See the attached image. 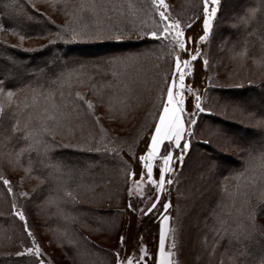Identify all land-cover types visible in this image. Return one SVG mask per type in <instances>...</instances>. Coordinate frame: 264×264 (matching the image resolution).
Returning <instances> with one entry per match:
<instances>
[{"label": "trees", "instance_id": "16d2710c", "mask_svg": "<svg viewBox=\"0 0 264 264\" xmlns=\"http://www.w3.org/2000/svg\"><path fill=\"white\" fill-rule=\"evenodd\" d=\"M71 3L76 6L74 16L70 19L69 24H59L33 8L26 0H0V17L5 27L24 37H47L44 44L31 50L8 44L0 37V87L16 92L23 107L21 110L23 116L29 117L31 115L30 117L34 119V113L29 114V111L34 106L42 104L50 94L57 93L59 96L55 97L56 104L59 105L55 113L57 117H67V114L84 117L87 113L84 109L85 98L79 93H67L72 78L82 74L91 75L93 77L91 84L96 85L103 94L121 98L119 104L115 105L119 108L132 101H138L144 96L150 97L160 88L164 80L168 81L173 76L171 73L173 72L175 52H177L178 46L169 41L167 37L165 38L166 35L164 37L149 35L154 32V29H159L162 32L164 27V21L160 17L156 2L153 0H73ZM251 7L256 9L254 15L249 11ZM202 10L201 0H191L190 17L181 20L176 17L187 27L185 30L190 27L193 29L185 32V47L190 50L189 53L194 52L191 51L190 47L192 45L197 47L199 36L202 35L203 19L201 18L204 17ZM236 13L239 14L235 20L237 26L230 28L224 22L219 23L221 33L224 31L226 36L232 37L233 40L231 41L234 48L244 50L264 65V2L262 0H242L236 9ZM222 16L224 21L228 22L229 17L223 13ZM75 27L82 29L76 30ZM99 31H111L120 34L135 33L142 35L143 38H129L122 41L120 39L108 41L99 38L92 43L84 38L83 40L71 38L73 34ZM216 35H218V31ZM190 36L193 42L190 41ZM206 42L203 44L208 45ZM93 44L105 46L94 52L72 48L73 46L83 47ZM126 45L130 46L126 47ZM207 45L203 47L204 49L198 45L206 55L201 53V56H197V60L193 61L190 75L185 79L192 89L196 88L193 90H198L197 95L202 96L200 104L205 111L200 113L196 110L197 119H206L209 123L215 119L221 121L223 124L235 128L233 131L227 132L228 134H235L236 130L237 132L240 131L243 138H246L245 140L248 142L246 143L241 138L242 136L237 134L231 136L235 142V148L239 151L238 160L231 162L233 158L217 147L214 148L209 140L198 139L194 130L191 134L194 140L192 147L198 149L193 150V152L191 150L186 154V161L189 159L192 164H189L188 170L183 169L180 172V174L184 173L182 180L179 179V181L176 178L178 182L175 184L173 194H171L173 197H171L177 204L176 197L182 188L187 186L189 192L191 191L188 195L191 205L189 214L194 215L196 212V215L201 218H199L200 222L192 225V230L194 229L192 238L196 237V233L202 234L206 240L209 239V243L213 247L218 245L227 250V255L231 257V264H264V254L261 255L260 253L264 248V233L260 229L249 224L247 220L243 219L244 217H237V220L233 219L230 215L231 212L223 213L220 215L221 217L217 216L215 219L211 214L216 201L213 199L214 201L211 202L213 205L207 203L206 206H203V203L198 202L192 195L197 193V190H201L197 197L209 198L210 194L215 193L218 199L225 200V196H221L216 189L218 185L214 175L209 168L204 167L206 166L205 163L213 164V162L217 166L224 165L220 175L230 186L229 190L236 182L257 185L261 190H264V137L260 142H254L250 138L254 131L262 133L264 136V104L262 103V107H254L250 112L249 109L245 108L247 105L253 107L249 101L247 102L248 93H252L256 97L258 90L264 91V79L244 85L216 88V84L208 76V64L209 59L216 60L221 53L216 49L217 44L214 43L213 46L209 44L208 49L205 50ZM55 54L57 55L55 56ZM121 55L131 56L132 59L126 63H114V58ZM181 56H185L184 50ZM9 58L20 61L23 71L19 72V78L16 76L17 66H12ZM205 61L208 64L204 63ZM213 91L215 93L212 96L211 92ZM226 92L232 97L225 95ZM233 98L240 101L236 102ZM190 100L192 103V99ZM227 101L233 104L246 103L242 107V111L246 112L243 117H246L248 121H254L258 118L262 119L263 122L258 123L255 128L234 119L220 117L216 111L207 108L209 103L220 107L221 104H228ZM227 110V114L232 112L231 108ZM12 123V120L6 121L0 126V133L5 138H9V142H6L7 148L19 151L22 162L33 174L44 178L48 191L62 198L64 204L72 210L71 215L80 216L81 219L90 224L89 229L91 231L97 232L102 229L114 228L119 222V215L121 214L123 216V220L120 221L123 224L122 230L128 234L132 232L135 215L138 213L134 207L132 210L126 207L128 198L126 197V186L123 179L127 173L123 171V165L127 163V167L131 168L133 174L135 173V156L142 155L139 149L147 137L140 138L132 151L124 148L119 153L117 150L98 147L97 145H87L80 149L74 145H60L58 140L51 138L50 134L36 131L38 129L33 131L32 124L28 125L23 121L12 132ZM211 125L216 126L215 123H211ZM144 127L143 125L139 132L146 131ZM200 129L204 130V133L213 134L209 127H201ZM149 131L151 129L147 133ZM210 151L212 153L216 151V154L213 153L216 158ZM75 155L85 158V164L76 163L74 161ZM129 157L133 158L130 159ZM193 177L195 180L192 182ZM3 181L4 178L0 175V231H6L0 233V244L3 243V239L7 240L6 236H9L7 241L10 245L6 248L10 249V253L0 254V264H40L41 255L34 250L29 252L28 248L32 247L33 241H36L40 248L44 247L38 232L35 230L36 225L34 223V219L46 218L43 215H38L35 207L37 203H42L44 200V188L41 186L38 194L30 195L27 198L21 199L16 196L18 204L14 201L9 203V195L13 200V194L8 191L11 187L4 184ZM181 184L183 185L181 186ZM98 186L111 188L113 194H109V199L118 200L117 207L94 206L84 202L90 197L87 195L88 189ZM77 190L81 191L76 194ZM195 207L196 210H194ZM17 208L24 210L27 216L26 222H22L16 215ZM43 210L48 216L44 226H50L52 224L51 219L54 217L50 212L51 209L49 207L47 210ZM66 213L63 214L65 216L63 223L71 233L75 234L65 239L66 242L70 241L69 243H71L68 245L69 247L67 246L70 255L77 261L105 264L101 261L105 260V257L100 254L95 245L101 248L104 246L102 247L88 234L83 233L79 221L74 220ZM7 225L9 228L6 227ZM99 227L101 230L96 229ZM126 230L127 232H125ZM29 232L32 233L31 236L28 235ZM106 250H109L107 255L112 256L114 249ZM260 255L263 256V259ZM194 260L195 257L193 256L192 262Z\"/></svg>", "mask_w": 264, "mask_h": 264}, {"label": "rangeland", "instance_id": "374dc122", "mask_svg": "<svg viewBox=\"0 0 264 264\" xmlns=\"http://www.w3.org/2000/svg\"><path fill=\"white\" fill-rule=\"evenodd\" d=\"M72 1L73 0H26V2H28L33 8L47 15L51 21L59 24H69L70 19L74 16L76 6L72 5ZM153 1L156 2L160 12L163 11L165 15L170 17L169 21L167 22L169 31L161 32L159 29H154L155 27L149 28L154 29V32L157 34L156 36L164 37L166 35L165 38L167 37L169 41L175 43L174 32L176 29L173 26L174 22L180 21L181 19H188V17H190L191 0H164L165 7L160 6L159 0ZM241 1L242 0H219L218 3L212 4L211 0H209V8L210 10L215 8L216 15L212 18L211 27L208 29L207 35H205L203 31L202 22V35L200 36H204V39L201 40L199 38L197 47H193V45L190 47L191 51L194 52L189 53L190 50L186 49L185 47L189 54L181 56L183 50L179 49V47L176 48L177 52H175V58L179 56L182 60H188V65L186 67L182 65V70L186 71V77L192 71V57H197L198 55L201 56V53L206 55L204 51L202 52L200 47L205 41H207L206 43H208V45L206 44L207 47L205 50L208 49L209 44H211L210 46H213L215 43L217 44L216 49L221 53V55L216 60L209 59V64L207 62L208 76L212 78V82L216 84V88L222 86L227 87L232 85H244L250 82H257L256 80L264 79V65L262 62L251 57L249 53L244 52V50L234 48L231 41L233 40L232 37L226 36L223 33L224 31L221 33L219 27V23L222 22L226 23L230 28L237 26L235 20L239 14L237 15L236 9ZM262 1L264 2V0ZM203 3L204 0H201L202 8ZM250 9L255 8L251 7ZM222 13L229 17L227 19L228 22L224 21ZM176 17H178L180 20ZM204 18L206 19L207 17ZM75 28L76 30L80 29L78 27ZM180 28L185 30L187 27H185V25L180 22ZM217 31L218 35H216ZM81 33L83 34H75L76 37L80 38V40H83L84 38L87 41H90V43L99 38H104L108 41L119 39L122 41L124 39H137L140 37L143 38L142 35L139 34L136 35L135 33H124L121 35V38L117 39L116 36L120 35V33H114L111 31ZM149 35H151V33ZM0 37L8 44L16 45L19 46V48L29 50L37 49L39 45H42L45 43V41H47V37H24L23 35L13 32V30H10L5 27V25H3L1 17ZM21 37H23V39ZM185 37L186 36H182L181 39L185 41ZM189 39L191 42H193L191 36ZM198 45H200V47ZM206 45L203 44L202 48ZM127 46L130 45H126V47ZM56 55L57 54H55V56ZM9 62L12 66H17L18 72L16 73V76L19 78V72L23 71L20 61L16 60L15 58H9ZM171 74H173V76H171L170 80H164L160 88H158V90L155 91V93H153L150 97L144 96L138 101L135 100V102H127L128 104L122 108L115 106L119 104L118 102L121 101V98L107 96L99 91L96 85L93 83L91 84L93 81V77H91V75L82 74L79 77L75 76L68 85L67 93H79V95L85 98L86 104L84 109L87 113L84 117H75L73 114H67V117H57L55 114L57 111L56 109L59 106L56 104V98L59 97L57 93L50 94L42 104H39V106H34V108L29 111V114L34 113V119L30 117L31 115L29 117L27 115L23 116L21 114L23 107L20 104V100L19 97H17L16 92L11 89L0 87V126L6 121L9 122L12 120L13 123L11 131L13 132L15 127H17L20 122L23 121L28 125L32 124L33 131L38 129L36 131L50 134L52 136L51 138L58 140L60 145H74L80 147V149L87 145H97L98 147L102 146L112 150H117L119 153L121 152L120 150L124 148L132 151L140 138L144 139L147 137L148 143H151L150 138L155 134V126L159 124L160 117L164 115L163 107L167 102V88L171 85L174 78V67ZM176 84L177 89H174V92H176L178 96V78H176ZM193 89L185 81V104L183 105L185 133L183 140L189 144V148L180 150L183 159L180 160L179 163L176 162L177 150H173V170L171 174H166V183L163 192H160L158 187L153 186L146 177L143 179H135V182L133 183L134 174L131 168L127 167V163L123 165V171H126L127 173L126 177L123 179V183L126 186V197L128 198L127 202L131 203L138 213L135 215V223L132 225V232L129 234L124 233L122 230L123 224L120 221L123 220V216L121 214L119 215V222H117V225L114 228L112 227L109 230H101L99 227L96 229H99L102 232L91 231L89 229L90 224L87 221L81 219V217L78 215L77 217L71 215L72 210L69 209L66 204H64L62 198H60L58 195L55 196L48 191V187L44 178L33 174L29 170V168L22 162L17 149L9 150L7 148L6 142H9V138H5L4 135L0 133V175L4 178V180L9 181L7 185L11 187V192L13 194V200L9 195L10 199L8 202L10 203L11 201H14V203L18 204L16 196H19L21 199L27 198L30 197V195L33 196V194H38L40 192L39 189L41 186L44 188V200L42 203H37L35 207L37 209L38 215H43L46 218L41 217L39 219H34V223L36 225L35 230L38 232L44 247L40 248L36 241L35 243H32L31 247L34 249V252H36L35 249L37 247L39 248L40 253H42V255L40 254V261H43V264H90L89 262L87 263V261H77L70 255L68 251V245L71 243H69L70 241L66 242L65 239H67L68 236L72 237L75 234L71 233V231L65 227V224L63 223V220H65V216H63L64 212H67L68 215H70V217L74 220L79 221V225L81 226V231L83 233L88 234L96 242L102 245V247L104 246V248H101L95 245L100 254L105 257V260H101L105 264H114L115 260L122 259L125 256H127L128 259H132L134 261L137 259L143 260V264H151L153 261V256H155V264L157 259L158 264H160L161 260L166 261L165 256L163 255H161V257H157V253L161 252L163 254V249L168 254H170L169 257L171 264H228L229 262V264H231V257L227 255V250L219 247L218 245L213 247L209 243V239L206 240L202 234L196 233V237L192 238L194 235V229L192 230V225H194V223L200 222L201 218L196 215V212H194V215L191 213L189 214V208L191 205L189 204L188 195L191 191L189 192V189L186 188L187 186L178 192V196L176 197L177 204L174 202L172 198L173 196L171 195L173 194L175 184L178 182V180H182L184 178L182 176L184 173L180 174V172L183 169L188 170L189 164H192L189 159V162L186 161V154L191 152V150L193 152V150L198 149L192 147L194 140L192 139L191 134L194 130L195 133H197L198 139L209 140L214 148L217 147L220 151L233 158V161L231 162H235L239 158V151L237 148H235V142L231 136H234L235 134L242 136V132H237L236 130L235 134H228L227 132L230 130L233 131L235 128L229 127L223 124L221 121H216V119L210 123L207 122L206 119H197V111L195 109L196 99L195 101L193 100L197 96L198 90ZM210 89L212 90V88ZM211 93L213 96L215 91ZM256 94L257 96L254 97L252 93H248L249 96L246 98L247 102L249 101L253 107H248V105L246 107V103L242 102L233 104L227 101L228 104H221L222 106L219 105L220 107L214 104L210 105L209 103L207 108L216 111L220 117L234 119L244 123V125L253 126L256 128L258 123L263 122V120L257 118L254 121H248L246 117H243L246 112L242 111L243 106L249 109V112L253 110L254 107L263 106L264 91L258 90ZM225 95L232 97V95L227 92ZM190 96L192 98H189ZM198 96L200 97L201 101L202 96L200 94H198ZM188 98L192 99V103ZM235 101L239 102L240 100L235 99ZM169 107L171 108L173 106L169 105ZM230 108L232 112L227 114V109ZM249 116L252 115L249 114ZM188 117H191L195 120L197 119V123L195 125L189 124ZM211 123H215L216 126L214 127L211 125ZM143 125L145 126L144 128H146V131L144 130V132H139V130L143 128ZM201 127H209L213 134L204 133V130L200 129ZM149 129H151V131H149L148 134L147 131ZM215 136H217L216 139ZM263 137L264 136L262 133L254 131L251 133L250 138L254 142H260L263 140ZM241 138H243V136ZM245 139L243 138V140ZM245 141L246 143L248 142L247 140ZM213 153L216 154V151H213ZM213 153L211 152V154L215 157V154ZM146 154V151L142 152V155ZM74 161L76 163L85 164V158L80 155H75ZM205 165L206 166L204 167H206V169L209 168L212 172V175H214L215 178H213L216 180L218 185L216 189L221 196H225V200L218 199L216 196L217 194L215 193L212 195L210 194L209 198L197 197L201 190H197V193L194 194L191 193L194 195V199L203 203V206H206L207 203L210 204L215 200L216 203L214 204V210L211 214L215 217V219L217 216H220L223 213L226 214L227 212H231L230 215H232L233 219L237 220V217H244L243 219L247 220L249 224L257 227V229H260L264 233V190H261V188L257 185L248 184L246 182H236L229 190L230 186H228V183L225 181L223 176L220 175L224 165L217 166L214 162L213 164L205 163ZM186 177L189 178L188 176ZM168 180H171L172 183L168 184ZM193 180H195L194 177L192 182ZM182 185L183 184H181V186ZM88 190L89 191H87V195H90V197H88L89 199L84 202L94 206H108L110 208H115L118 206V200L113 201L111 198L109 199V194H113L111 192V188L98 186L89 188ZM79 191L81 190H77L76 194H78ZM158 192L159 200L169 203V208L166 212L161 208V204L159 202L157 203V209L160 210V213H163V215H167L169 217L166 221L163 219V215L159 213L154 215L153 213L147 212V208L157 199ZM21 193H26L27 195L24 196L21 195ZM129 193H131V195H129ZM165 197L167 198L166 200ZM211 204L213 205V203ZM53 205L54 207L52 208ZM137 205H139L138 209L136 207ZM49 207L51 209L50 212L52 213V216L55 218L52 217V224L50 226H44L46 225L45 223H47L48 216L43 209L47 210ZM17 210L18 212L23 213L25 218H27L24 210L19 208H17ZM194 210H196V207ZM233 219L231 218V221H233ZM6 227L9 228L8 225ZM161 231H163L164 235L163 249L159 248V236ZM2 232L4 233L6 231L1 230L0 233ZM125 232H127V230ZM129 236H131L130 239ZM117 237L124 238V240L128 241V244H118ZM6 238L8 240L10 237L6 236ZM7 240L3 239V243L0 244V254L10 253V249L6 248V246L9 247L10 245ZM32 240H34V238H32ZM106 249H114L112 256L107 255L109 250ZM121 249H123V251ZM117 253L119 254L118 256L116 255ZM260 253L261 255L264 254V248H262V252ZM145 256H147L146 260L144 259ZM193 256L195 257V260L192 262ZM261 259H263V256H261ZM216 261H218V263H216ZM167 262L169 264V261Z\"/></svg>", "mask_w": 264, "mask_h": 264}, {"label": "snow or ice", "instance_id": "6c2138e0", "mask_svg": "<svg viewBox=\"0 0 264 264\" xmlns=\"http://www.w3.org/2000/svg\"><path fill=\"white\" fill-rule=\"evenodd\" d=\"M219 0H211L212 4L218 3ZM159 4L161 7H165L164 0H159ZM253 15L256 12V9H250L249 10ZM203 13L204 17H207L206 19L202 17L203 19V31L205 35H207L208 29L211 27V21L212 18L216 15V9L212 8L210 10L209 8V0H204L203 3ZM160 17L165 22V27L162 29L164 32L169 31L168 21L170 17L165 15L163 11L160 12ZM176 29L174 32V38L175 43L179 47V49L184 50V55H188L189 53L185 49V41L181 39L182 36H185L186 31H192L193 29L190 27L187 30H183L180 28V21H175L173 25ZM121 35H117L116 38H121ZM156 32H152L151 36L156 37ZM23 39V37H21ZM72 39H76V35L73 34ZM201 40L204 39V36L199 37ZM132 59L131 56H117L114 58V63L120 64V63H126L128 60ZM193 61L197 60L196 56L192 57ZM204 63H207L206 61ZM182 65L187 66L188 60H182L179 56L175 58L174 62V78L172 80V83L167 88V102L163 107L164 115L160 117V122L158 125L155 126V134L151 136V143H148V140L145 139L143 143V147L139 149L140 152L146 151V155H136L134 163L136 165V170L134 173V180L135 179H143L147 178L148 181L153 185L159 188L160 192H163L164 186L166 183V174H171L173 170V150L176 151V162L179 163L180 160L183 159V156L181 155L182 149H188L189 144L183 140L184 133H185V118L183 116L184 113V107L185 99H184V90H185V79H186V71L182 70ZM190 75V74H188ZM176 78L179 80V86H178V92L179 95L177 96V93L174 92V89H177L176 84ZM196 104L195 109L203 113L205 111L204 108L201 107L200 104V97L197 95L195 97ZM190 100V99H189ZM169 105H172L173 107H169ZM188 122L191 125H195L197 122L195 119H192L191 117H188ZM167 142V143H165ZM163 146V147H162ZM132 159L133 157H129ZM142 162V163H141ZM155 173V177H154ZM4 184H8L9 181L4 180ZM168 184H171L172 181L168 180ZM8 191H11V188L8 189ZM21 195L26 196V193H21ZM131 195V193H129ZM167 198L165 197V200ZM142 202V201H141ZM161 204V208L166 212L169 208V203L163 202L159 200V192L157 193V199L147 208L148 213H153L154 215L159 213L163 215V213H160V210L157 209V203ZM129 210L133 209V205L131 203H128L126 205ZM137 209L139 208V205L136 206ZM155 210V213H154ZM16 215L19 217V219L22 222H26L25 215L21 212H17ZM167 215H163V219L166 221L168 220ZM29 236L32 235L31 232L28 233ZM118 244H124L127 245L128 241L124 240L122 237H117ZM35 243V241H33ZM159 245L160 248L163 249L164 246V235L163 231H161L159 236ZM34 249L29 248L28 251L32 252ZM123 251V249H121ZM37 254H41L39 251V248L37 247L35 249ZM155 251V250H154ZM119 255L118 253L116 254ZM170 255V254H169ZM144 259H147V256L144 257ZM40 264H43V261H40ZM114 264H143V260H132L128 259L127 256L123 257L122 259H118L114 261ZM151 264H155V256H153V261ZM160 264H168L167 261L161 260Z\"/></svg>", "mask_w": 264, "mask_h": 264}, {"label": "bare ground", "instance_id": "6f19581e", "mask_svg": "<svg viewBox=\"0 0 264 264\" xmlns=\"http://www.w3.org/2000/svg\"><path fill=\"white\" fill-rule=\"evenodd\" d=\"M105 45L103 44H93L89 46H83V47H78V46H73L72 48L75 49H82V50H89V51H99L100 49L104 48Z\"/></svg>", "mask_w": 264, "mask_h": 264}, {"label": "crops", "instance_id": "0c3cea01", "mask_svg": "<svg viewBox=\"0 0 264 264\" xmlns=\"http://www.w3.org/2000/svg\"><path fill=\"white\" fill-rule=\"evenodd\" d=\"M159 248H160V247H159ZM161 255L165 256L166 261H169V264H171V263H170V257H169V254H168L164 249H163V254H162L161 252L157 253V257H158V256L161 257ZM156 264H158V259H157Z\"/></svg>", "mask_w": 264, "mask_h": 264}]
</instances>
